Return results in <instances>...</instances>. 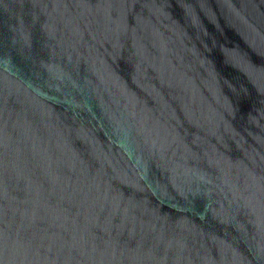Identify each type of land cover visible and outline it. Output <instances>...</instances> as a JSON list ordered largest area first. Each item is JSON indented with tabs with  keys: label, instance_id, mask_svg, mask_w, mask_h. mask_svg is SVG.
Returning <instances> with one entry per match:
<instances>
[{
	"label": "water",
	"instance_id": "1",
	"mask_svg": "<svg viewBox=\"0 0 264 264\" xmlns=\"http://www.w3.org/2000/svg\"><path fill=\"white\" fill-rule=\"evenodd\" d=\"M0 264H264V0H0Z\"/></svg>",
	"mask_w": 264,
	"mask_h": 264
}]
</instances>
